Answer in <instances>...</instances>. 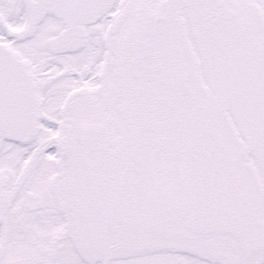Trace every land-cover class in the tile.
Returning <instances> with one entry per match:
<instances>
[{"label": "snow or ice", "instance_id": "1", "mask_svg": "<svg viewBox=\"0 0 264 264\" xmlns=\"http://www.w3.org/2000/svg\"><path fill=\"white\" fill-rule=\"evenodd\" d=\"M0 264H264V0H0Z\"/></svg>", "mask_w": 264, "mask_h": 264}]
</instances>
